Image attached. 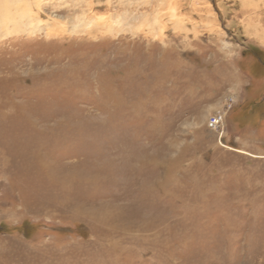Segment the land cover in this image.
<instances>
[{"label":"rangeland","instance_id":"rangeland-1","mask_svg":"<svg viewBox=\"0 0 264 264\" xmlns=\"http://www.w3.org/2000/svg\"><path fill=\"white\" fill-rule=\"evenodd\" d=\"M37 3L0 0V264H264V0Z\"/></svg>","mask_w":264,"mask_h":264},{"label":"bare ground","instance_id":"bare-ground-1","mask_svg":"<svg viewBox=\"0 0 264 264\" xmlns=\"http://www.w3.org/2000/svg\"><path fill=\"white\" fill-rule=\"evenodd\" d=\"M5 2L9 4V19L8 21L6 19L5 20L8 22V24L12 25V27L17 28L19 25L27 23L31 28L30 30L32 31V28L34 27L32 24H34L35 21L37 24H40V28H42V30L44 29L47 31V23H53L49 17L43 15L40 9V4L37 3V0L35 2L34 0H5ZM93 11L94 10L91 7L90 12ZM106 19H101V21H103V25H106ZM43 24L45 25L43 26ZM106 27H108V25ZM35 28H37V26ZM46 35H48V32H46Z\"/></svg>","mask_w":264,"mask_h":264},{"label":"built area","instance_id":"built-area-1","mask_svg":"<svg viewBox=\"0 0 264 264\" xmlns=\"http://www.w3.org/2000/svg\"><path fill=\"white\" fill-rule=\"evenodd\" d=\"M209 123L211 126L219 128L223 125V114L218 113L214 117L210 118ZM223 133L220 134V138L222 137Z\"/></svg>","mask_w":264,"mask_h":264}]
</instances>
